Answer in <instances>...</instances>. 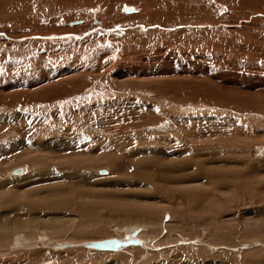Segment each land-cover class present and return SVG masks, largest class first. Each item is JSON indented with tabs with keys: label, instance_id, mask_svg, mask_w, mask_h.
<instances>
[{
	"label": "rangeland",
	"instance_id": "obj_1",
	"mask_svg": "<svg viewBox=\"0 0 264 264\" xmlns=\"http://www.w3.org/2000/svg\"><path fill=\"white\" fill-rule=\"evenodd\" d=\"M0 6V264H264V0Z\"/></svg>",
	"mask_w": 264,
	"mask_h": 264
},
{
	"label": "water",
	"instance_id": "obj_2",
	"mask_svg": "<svg viewBox=\"0 0 264 264\" xmlns=\"http://www.w3.org/2000/svg\"><path fill=\"white\" fill-rule=\"evenodd\" d=\"M139 244L140 242L137 239H135V236L133 234H130L127 237H125L123 240H117L115 238H111L102 241L87 242L84 246L87 247L88 249H93L98 251H117L120 248H126L129 246H134ZM45 245L49 248L59 249V250L68 247L66 243L56 245L55 243L46 242L44 243V246Z\"/></svg>",
	"mask_w": 264,
	"mask_h": 264
},
{
	"label": "bare ground",
	"instance_id": "obj_3",
	"mask_svg": "<svg viewBox=\"0 0 264 264\" xmlns=\"http://www.w3.org/2000/svg\"><path fill=\"white\" fill-rule=\"evenodd\" d=\"M1 7V6H0ZM7 9V8H6ZM12 10V9H11ZM13 11V10H12ZM10 12V11H9ZM184 22V21H183ZM133 230V229H132ZM132 230H131V232H129L130 230H128V233H129V235L130 234H133V232H132ZM136 231V230H135ZM134 231V232H135ZM127 234V233H126ZM135 234V233H134ZM133 234V235H134ZM128 235H124V237H122V238H115V239H117V240H123L125 237H127ZM135 236V239H137L139 242H140V244L139 245H134V246H129V247H126V248H120V249H118L117 251H98V250H93V249H88L87 247H85L84 245L87 243H84V244H82L81 246L82 247H84V248H86V249H88V250H91V251H98V252H110V253H116V252H119V251H123V250H125V249H127V248H135V247H141V248H144V247H148L147 245L145 246V241L143 240V239H141V236L140 235H134ZM17 241L18 242H22V240L21 239H17ZM46 242H50V241H43V243H46ZM51 243H54V242H51ZM23 244V243H22ZM56 245H59V244H63V243H55ZM67 245H68V247H66V248H64V249H67V248H70V247H72L71 246V244H68V243H66ZM53 249V248H52ZM64 249H60V250H64ZM53 250H59V249H53Z\"/></svg>",
	"mask_w": 264,
	"mask_h": 264
}]
</instances>
